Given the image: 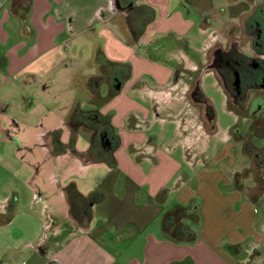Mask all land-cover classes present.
Here are the masks:
<instances>
[{
  "label": "crops",
  "instance_id": "crops-1",
  "mask_svg": "<svg viewBox=\"0 0 264 264\" xmlns=\"http://www.w3.org/2000/svg\"><path fill=\"white\" fill-rule=\"evenodd\" d=\"M11 1L0 19V264H235L255 238L249 256L254 264L264 227L256 233L258 222L248 211L254 186L247 182L254 177L242 180L243 189L235 183L253 162L244 147L249 163L236 170L230 137L204 162L188 153L187 126L174 122L176 134L164 127L156 135L145 130L163 124L162 113L176 112L187 98L198 80L187 71L215 74L206 69L207 60L197 66L184 55L176 63L160 61L157 55L166 47L159 40L175 38L184 49L183 37L194 28L208 33L216 24V33L231 44L236 28L264 0H32L25 19L22 11L12 13ZM13 30L23 39L28 35L29 44L6 48L17 37ZM214 46L221 44L205 46V53ZM67 52L75 60L83 57L90 71H77L80 65L69 62ZM226 99L228 105V94ZM78 110L82 125L74 127L69 121ZM14 128L24 140L10 134ZM81 132H88L90 142L81 143ZM55 133L66 145L63 154L54 153ZM197 133L204 134L203 157L219 130L201 126ZM93 143L95 162L85 156ZM70 183L84 197L86 228L70 215L64 191ZM19 188L36 194L30 209L19 207ZM13 196L18 207L7 222ZM193 200L200 204L198 239L171 241L165 214Z\"/></svg>",
  "mask_w": 264,
  "mask_h": 264
},
{
  "label": "rangeland",
  "instance_id": "rangeland-1",
  "mask_svg": "<svg viewBox=\"0 0 264 264\" xmlns=\"http://www.w3.org/2000/svg\"><path fill=\"white\" fill-rule=\"evenodd\" d=\"M8 1L9 0H0V19L2 18L4 12L5 11L8 12V10L10 9ZM8 16L9 18L12 19V17L9 14ZM13 19L15 18L13 17ZM10 23L11 22L9 21V24ZM242 28L243 27L238 26L236 28L237 33ZM216 30H218V27L216 24H213L211 25L210 31H208V33H204L202 32V30L199 28L198 25V28H194V30H192L185 37H183L184 49H181V47H179V43H177V39L175 38L159 40V42H164L163 46H165L166 49L162 48V50L158 53L157 57L159 58L160 61L164 59L163 57L169 58V61H171V63H176L180 55H184L186 62L188 64L196 65L198 64V62L202 60H207V62L208 61L211 62L214 48L209 52V54H207L205 53V48H204L205 46H209V45L213 46L214 44L220 43L221 46L219 47L222 48L226 47L227 49L230 44V43H226V39L221 36V33L217 34ZM14 32L16 33L17 37L10 39L8 41L9 44L7 46L5 44L6 48L11 47L12 44H16L17 42L19 43L25 42L27 45L29 44L28 35H24L25 37L23 39L18 32L16 31ZM246 44H244L243 46L249 47V44L248 43ZM78 47L79 45L75 47L73 52H75L76 49H78ZM85 50L87 51V48L83 50L81 49V51H83L84 53ZM73 56L74 53H70V52H67L65 55V57L68 58L67 60L73 63L75 67H78V65H80L79 67L81 68L82 71L81 70H77V71L85 72V73L90 71V68H88L87 65L83 63L84 61L83 57L80 60H75ZM187 72L189 73L190 76L193 77L192 79L197 80L198 78L197 84L199 86V90L202 92L203 97L207 99V101H209V103L212 105L216 116L215 126L217 130H219V133L216 137L209 138L211 146L207 148L205 155L203 157L200 156L201 144L203 143V138L201 136L204 134L200 133L199 135L197 133V129L201 126H204L206 131L210 132L209 131L210 123H208V121L206 120V116L204 115V106L198 103L197 101H195L193 99L194 97H192V93H193L192 86L190 87V91L187 94V98L182 103L177 104L178 108L176 112L164 111L162 113V117H163L162 119H164L165 122L163 124L161 122L157 124L156 123L148 124L147 127H149V130H145V131H151L152 132L151 134L156 135L160 131L157 128L164 127L170 129L169 131L170 134L173 133V131H174L173 134H176L177 132L175 131V127H176L175 124H178L179 122L181 124V127L187 126L189 128V131L186 133V135L190 137L189 139L190 151H188V153L190 155L200 157L199 160H202L204 162L206 161L210 162L213 155L217 153L221 147L228 145L227 138L230 137L233 142V146H235V153L230 152L232 157L233 167L236 170H240L247 163H249L248 157H246L243 154V147L245 148V146L248 147L253 146L255 148H259L260 150H264V117L261 118V120L263 121L261 125L254 123L255 122L254 118L250 116L249 115L250 112H248L249 102L245 103L243 109H239V107H237V105H235V103L231 101V98H229V106L231 109L234 110V113H231L227 109L228 107L226 103L227 93L225 92L223 86L219 82V79L216 76V74L213 73V74L205 75V72L203 73L201 69L197 72H189V71ZM104 91H106V87ZM110 91H113L112 86H110ZM257 93L263 94V92H258V91ZM252 97H253V92H250L248 100L252 99ZM110 112H115V111H110ZM10 134L13 135L14 137H17L20 140H24L22 134L19 133L16 128L11 130ZM149 136L151 137L152 135ZM179 136L180 135H177L176 138H178ZM79 138L82 144H86L90 142V135L88 134V132H81ZM200 138L202 139L201 141ZM97 144H98V138L96 136L95 145L97 146ZM172 145H176V144H172ZM169 149L171 153L173 152L178 155H180L181 152H183L181 149L179 151H175L173 148H169ZM183 161L186 162L184 160V157H183ZM200 164L202 165V163H198L197 166L191 167V174H194L196 172ZM226 165H228V159L224 160L222 163H219L220 168H224L226 167ZM184 169H186L187 171L189 170L186 163L184 164ZM247 185L251 187L255 185L253 178H251V180L247 182ZM226 189H223V192L226 191ZM19 190H20L21 202H22L21 205H19V207L23 209H28V208L30 209L32 207L31 202L36 200V194L30 192V190L27 189L19 188ZM243 200L247 202L246 200L248 199L243 198ZM43 203L44 202H40L39 205H42ZM248 207H249L248 211L250 210L253 211L254 216L258 222V224L255 225V232L260 234L264 227L263 226L264 196L261 199V201H259L258 203H249ZM253 244L256 245L255 238H252L251 240L246 242V250L244 249L242 252L239 253V255L235 257L234 260L235 264H249L251 260L249 256H250V252L253 250V249L251 250ZM252 263L264 264V244L256 248L255 254L252 258Z\"/></svg>",
  "mask_w": 264,
  "mask_h": 264
},
{
  "label": "flooded vegetation",
  "instance_id": "flooded-vegetation-1",
  "mask_svg": "<svg viewBox=\"0 0 264 264\" xmlns=\"http://www.w3.org/2000/svg\"><path fill=\"white\" fill-rule=\"evenodd\" d=\"M246 43L249 47L243 46ZM230 45L228 50L214 47L212 61H208L206 69L217 74L229 98L239 109L249 102V115L254 118V123L261 125L264 117V6L246 20ZM250 92L253 97L248 100ZM192 97L204 106L207 115V99L197 83L193 86Z\"/></svg>",
  "mask_w": 264,
  "mask_h": 264
},
{
  "label": "trees",
  "instance_id": "trees-1",
  "mask_svg": "<svg viewBox=\"0 0 264 264\" xmlns=\"http://www.w3.org/2000/svg\"><path fill=\"white\" fill-rule=\"evenodd\" d=\"M32 0H12L11 1V10L12 13L17 15L21 11L23 12V19H25L26 14L30 11ZM115 91H111L110 96L114 95ZM228 108L233 110L229 106ZM75 111L70 118V125L77 127L82 125L78 119L77 113ZM207 116L206 120L210 123L209 131L210 133L216 130L215 126V113L212 105L207 101ZM60 133L53 134L54 141V153L63 154L66 152V145L60 142ZM71 143L76 142V136L73 135ZM94 143L85 156L87 161L94 160ZM245 154L252 159V165L249 169L243 171L242 173L235 176V183L243 189L242 180L249 178L250 175L254 177V187L248 191V195L252 199L253 203H258L264 196V150H260L255 147L245 146ZM64 191L66 192L70 204V215L73 219L77 220L78 224L83 228H86L82 224V213L81 210L85 208V203H82L81 200L84 199L83 195L79 192L75 183L68 184ZM92 196H95L92 195ZM98 196V194H97ZM17 198L13 196L8 203V213H7V222H10L16 213L17 208ZM190 222V224H187ZM201 223L200 217V204L198 200L191 201L188 205H176L172 210L167 212L164 216V231L168 239L176 243H194L198 239V229ZM1 226V225H0ZM81 227V228H82Z\"/></svg>",
  "mask_w": 264,
  "mask_h": 264
},
{
  "label": "water",
  "instance_id": "water-1",
  "mask_svg": "<svg viewBox=\"0 0 264 264\" xmlns=\"http://www.w3.org/2000/svg\"><path fill=\"white\" fill-rule=\"evenodd\" d=\"M117 88L119 89L120 88V85Z\"/></svg>",
  "mask_w": 264,
  "mask_h": 264
}]
</instances>
